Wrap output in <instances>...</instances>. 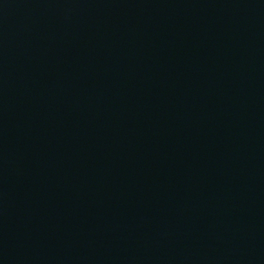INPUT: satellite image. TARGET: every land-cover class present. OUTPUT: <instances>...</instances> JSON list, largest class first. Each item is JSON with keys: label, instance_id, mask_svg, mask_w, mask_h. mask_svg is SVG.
<instances>
[{"label": "water", "instance_id": "obj_1", "mask_svg": "<svg viewBox=\"0 0 264 264\" xmlns=\"http://www.w3.org/2000/svg\"><path fill=\"white\" fill-rule=\"evenodd\" d=\"M0 264H264V0H0Z\"/></svg>", "mask_w": 264, "mask_h": 264}]
</instances>
